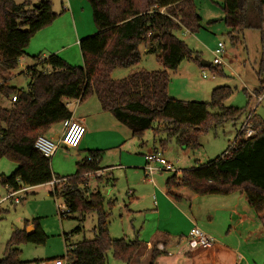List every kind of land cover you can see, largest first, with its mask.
I'll return each mask as SVG.
<instances>
[{"label":"trees","instance_id":"1","mask_svg":"<svg viewBox=\"0 0 264 264\" xmlns=\"http://www.w3.org/2000/svg\"><path fill=\"white\" fill-rule=\"evenodd\" d=\"M86 1L96 33L78 43L82 66H71L55 54L33 57L34 65L19 74L27 80L23 89L11 86L8 74L18 68L32 37L50 26L58 15L53 13L50 0H38L37 6L30 0H0V103L7 105H0V160L16 166L8 177L0 176L2 187L18 191L54 179L49 159L34 144L53 126L71 118L64 100L84 102L96 98L101 111L127 128L133 138L140 141L151 131L155 148L161 153L171 140L183 149H196L199 137L211 126L234 120L243 112L223 106L233 92L229 87L214 88L207 103L185 102L167 94L170 72L183 61L199 62L197 54L177 37L181 31L196 34L201 29L193 0ZM220 9L231 42H237L246 30L264 32V0H222ZM141 46L155 54L162 69L130 72L124 79L113 80L115 69H131L139 64ZM263 63L264 58L260 67ZM208 67L212 72L222 71V66ZM260 82L262 86L254 91L255 96L264 92ZM12 97L15 102H11ZM249 124L253 137L243 139L244 133H238L232 148L229 146L211 162L182 171L179 176L171 175L165 187L184 188L197 196L239 192L264 230V122L251 114ZM159 133L166 138L156 140ZM101 157V151H89L76 173L52 188L51 196L62 199L69 209L64 219L78 216L81 223L86 215L96 216L92 240L67 245L69 235H63L70 264H106L108 252L115 261L131 264L143 248L136 236L133 240L109 236L108 219L114 201L106 200L99 190H90L89 178L84 177L87 173H92L91 178L95 176ZM80 230L79 226L71 234ZM46 239L37 223L29 234L25 229L15 230L0 264H22L18 247L23 243L44 244ZM159 255L152 250L148 264H154Z\"/></svg>","mask_w":264,"mask_h":264},{"label":"crops","instance_id":"2","mask_svg":"<svg viewBox=\"0 0 264 264\" xmlns=\"http://www.w3.org/2000/svg\"><path fill=\"white\" fill-rule=\"evenodd\" d=\"M67 5L61 6L63 13L58 19L32 37L25 55L19 61L21 72L34 65L33 57L46 58L51 54L58 55L69 65L82 64L78 43L83 38L94 35L96 31L91 34L92 27L85 23L86 7L83 2L68 0ZM188 69L190 72L196 70L192 66ZM8 75L10 77L11 72ZM172 85L169 82L167 87L169 97H172ZM92 98L94 97L84 102L63 101L71 113L70 119L81 123L85 134L76 149L64 150L59 147L49 159L50 169L54 179L71 177L78 166L83 165L89 151L102 152L98 163L99 170L89 179L88 188L93 191L99 188L102 191L105 188V195L110 197L118 181L122 180L129 199V217L145 213L154 221L153 233L139 239L136 232L135 236L142 242L143 248L131 264H148L150 252L154 249L161 253L154 264H264V230L243 194L236 192L226 196H197L184 188L168 190L165 183L170 176L164 180L162 172L153 175V182L148 181L143 175L144 157L159 150L154 145L149 148L145 143H141L138 148L130 131L115 121L109 113L101 111L97 100L92 101ZM62 133L63 127L59 124L53 126L45 136L56 141ZM62 151L73 152L68 155L67 164L71 166L68 176L55 174L62 166ZM162 154L165 158L166 154ZM165 160L173 168V164L166 158ZM199 166L200 164L191 166L180 172ZM72 167L75 168L74 173ZM14 171L13 166L0 163V176L8 177ZM60 172L63 173L61 169ZM115 172L119 174L114 176ZM41 186L49 187L52 192L49 183ZM3 188L5 191V187ZM109 199L114 202L116 200ZM146 202L149 203L148 206H145ZM124 208L127 206L124 205ZM194 225L214 239V245L210 249L202 250L189 243L187 235ZM28 228L32 229V233L33 227L29 225Z\"/></svg>","mask_w":264,"mask_h":264},{"label":"rangeland","instance_id":"3","mask_svg":"<svg viewBox=\"0 0 264 264\" xmlns=\"http://www.w3.org/2000/svg\"><path fill=\"white\" fill-rule=\"evenodd\" d=\"M14 1L16 3L22 2V0ZM30 1L36 4L37 0ZM50 1L52 3V11L58 15L56 18L58 19L63 13L61 6H68V0ZM80 1L86 7V11H84V15L86 14L85 23H88L86 25L92 27L90 32L94 34L95 28L88 2L86 0ZM193 2L196 7V12L201 19V29L196 34L181 31L177 34V37L186 44L188 49L197 54L199 62L183 61L174 72H170V82L173 84L172 97L170 98L185 102L207 103L210 100V95L214 88L229 87L233 92L223 102V106L225 108L241 109L243 112L234 120H227L221 124L211 126L205 134L199 137V147L196 149H183L177 146L174 140L168 142L163 153L166 154L165 158L173 164L174 172L178 176L182 169L199 164L203 165L221 156L234 143L248 113L259 117L264 122V98L260 103H257V98L262 94L256 97L254 96V91L262 86L260 81L263 82L264 88V63L263 68L260 67L261 61L264 58V32L246 30L237 42H231L227 36L228 30L222 21L223 14L220 9L222 0H193ZM218 43L224 47L221 73L212 72L209 67L199 66L201 62L213 64L211 52L216 48ZM146 51L141 46L139 48L141 55L139 64L131 69H115L111 74L112 79L121 80L130 72L140 70L149 72L160 71L162 66L156 62L155 54ZM81 66L82 64L76 67ZM189 66L194 67L196 70L190 72L188 69ZM260 69H262L261 73ZM21 71L22 68L18 66L14 71H11L8 80L11 86L24 89L26 88L27 80L22 75H19ZM202 75H206L207 79H203ZM211 76H214L215 80H210ZM95 99L92 98V101H95ZM0 105L2 107L7 106L4 103H0ZM210 113H216V110H210ZM153 138L152 132L147 131L140 141L135 139L134 143H136L137 147L141 143H145V146L149 148L152 145L156 147L157 143L153 141ZM165 138L166 135L164 133H159L156 140H164ZM140 149L143 150L142 147ZM62 153H64V158L61 161L62 166L60 169L63 173L59 169L55 174L68 176L69 174L67 172L71 170V166L67 164L69 162L68 155H71L73 152L62 151ZM0 163L13 166L16 169L15 164L8 160L2 159ZM74 170L75 168L72 167L73 173ZM118 172H115L114 176H117L119 174ZM174 172H162L161 176L165 180L166 177L171 176ZM92 185L94 186V184ZM123 186L124 182L119 180L110 197L105 195L107 189L104 190V188L101 191L106 199L116 198L109 212V236L112 239H120L125 236L130 240L138 232L137 235L141 239L142 236L153 233L155 227L154 221L145 213L131 215L129 217V199L126 196V191ZM50 193V188L46 186L26 188L25 192L19 193L15 197L20 200V203L15 204L11 200L0 204V210H2L0 212V259L4 257L6 243L12 232L25 229L27 233V227L29 225L33 227L35 223L38 224L47 239L44 244L40 245L30 243L21 244L18 248L20 249L19 261L22 264H70L66 256V245L64 244L63 234L69 235L67 245L76 244L82 240H92L94 238L93 229L96 224V216L94 214L86 215L81 223L78 222V216H69L67 219L60 220L57 205L62 204L63 201L60 198L51 196ZM4 196V188L0 185V199ZM124 205L127 208H124ZM148 205L149 203L146 202L145 206ZM26 223L28 226L25 228ZM79 226L81 230L71 234ZM106 264L124 263L115 261L111 253L108 252L106 254Z\"/></svg>","mask_w":264,"mask_h":264},{"label":"built area","instance_id":"4","mask_svg":"<svg viewBox=\"0 0 264 264\" xmlns=\"http://www.w3.org/2000/svg\"><path fill=\"white\" fill-rule=\"evenodd\" d=\"M223 50L224 47L222 44L218 43L216 48L212 51L213 56V65L214 66H222L223 62ZM203 79H207L206 75H202ZM214 79V76L210 77ZM264 98V94L257 98L256 102L260 103ZM15 97L11 98V102H15ZM250 117L251 113H248V116L241 128V132L244 133L243 139H248L254 136V131L250 128ZM63 133L56 140H51L46 136H39L34 144L35 149L45 158L50 159L55 154L56 150L59 147H62L65 150L76 149L85 134V128L79 122L72 121L71 119L62 123ZM234 146V143L230 148ZM145 165L143 167V175L144 178L150 182L152 181V177L155 173L160 172H174L173 168L167 163L163 154L160 151H155L150 153L144 157ZM90 161V159H88ZM85 178H91L92 173L84 174ZM66 182L65 179L56 180L53 179L49 182L50 186L53 188L55 185ZM26 188L20 189L18 191H13L12 189L5 187V196L0 200V204L6 201H13L15 204L20 203L19 199H16V195L22 192H25ZM58 215L60 220H63L65 216L69 213V209L67 205L62 202V204L57 205ZM189 243L192 246L198 247L202 250H208L214 245V239L199 229L197 226H192L188 232ZM59 264V263H57Z\"/></svg>","mask_w":264,"mask_h":264},{"label":"water","instance_id":"5","mask_svg":"<svg viewBox=\"0 0 264 264\" xmlns=\"http://www.w3.org/2000/svg\"><path fill=\"white\" fill-rule=\"evenodd\" d=\"M34 6H37V4H35ZM200 66H201V67H208L209 64L204 63V62H201V63H200ZM30 230H32V229H31V228H28V229H27V233H28V234L30 233ZM1 260H4V257H3V259H0V261H1Z\"/></svg>","mask_w":264,"mask_h":264}]
</instances>
